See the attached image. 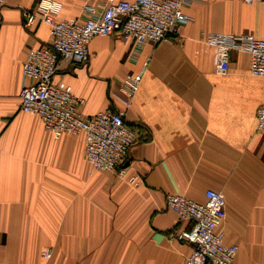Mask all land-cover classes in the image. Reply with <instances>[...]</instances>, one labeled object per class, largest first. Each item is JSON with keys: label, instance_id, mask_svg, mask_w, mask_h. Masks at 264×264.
I'll return each instance as SVG.
<instances>
[{"label": "crops", "instance_id": "obj_1", "mask_svg": "<svg viewBox=\"0 0 264 264\" xmlns=\"http://www.w3.org/2000/svg\"><path fill=\"white\" fill-rule=\"evenodd\" d=\"M57 1L58 19L69 20L111 0ZM38 2L0 0V264H185L192 245L177 234L192 224L167 208L166 196L202 202L209 189L225 196L221 230L238 247L236 264H264V80L250 73L244 51L217 73L216 51L204 41L208 32L264 38V4L192 0L180 31L145 43L137 60L133 43L113 34L91 41L88 63L61 64L55 81L86 100V116L120 109L112 93L143 70L127 115L139 135L127 163L142 181L134 187L92 169L83 134L55 138L20 109L27 54L51 43L49 25L25 27Z\"/></svg>", "mask_w": 264, "mask_h": 264}, {"label": "built area", "instance_id": "obj_2", "mask_svg": "<svg viewBox=\"0 0 264 264\" xmlns=\"http://www.w3.org/2000/svg\"><path fill=\"white\" fill-rule=\"evenodd\" d=\"M241 1L264 4V0ZM190 2L111 0L102 10L87 4L83 9L84 18L59 20L62 4L57 0H39L36 10L25 13V27L30 28L37 22L49 25L51 43L31 49L27 54L22 72L29 83L21 90L20 109L39 116L55 138L66 133L83 134L85 155L94 171L116 172L132 186H140L141 179L127 172L129 153L139 138L138 132L128 124L127 115L139 90L143 70L126 75L119 91L112 93L120 109L91 116L82 112L86 100L76 96L71 86L56 82L55 76L63 62L88 63L89 46L95 37L118 34L123 41H131L130 59L137 60L145 43H160L180 31L189 21L182 6ZM204 41L216 51L217 73L229 71L233 51H244L250 56V73L264 80V38L208 32L204 34ZM257 122L258 132L264 135V105L257 112ZM166 205L181 221L192 224L190 229L177 234L180 241L192 245L185 264H236L238 247L226 243L221 230L227 216L222 192L209 189L202 202L168 194ZM44 255L50 258V250H45Z\"/></svg>", "mask_w": 264, "mask_h": 264}, {"label": "rangeland", "instance_id": "obj_3", "mask_svg": "<svg viewBox=\"0 0 264 264\" xmlns=\"http://www.w3.org/2000/svg\"><path fill=\"white\" fill-rule=\"evenodd\" d=\"M45 252V251H44ZM44 252H43V255H44ZM45 256V255H44Z\"/></svg>", "mask_w": 264, "mask_h": 264}]
</instances>
